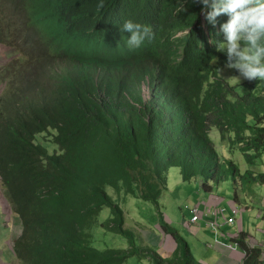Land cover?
Returning <instances> with one entry per match:
<instances>
[{"label":"trees","instance_id":"1","mask_svg":"<svg viewBox=\"0 0 264 264\" xmlns=\"http://www.w3.org/2000/svg\"><path fill=\"white\" fill-rule=\"evenodd\" d=\"M98 3L0 0V46L15 56L0 71V179L24 227L16 255L20 264H126L135 256L201 264L160 201L174 169L208 196L226 183L258 196L264 81H248L253 91L242 94L219 75L226 57L210 43L217 29L193 0L183 12L181 0ZM127 20L149 25L153 38L130 50V34L120 31ZM214 129L245 169L221 154ZM108 188L156 206L157 224L177 243L172 255L138 247ZM261 212L264 219V205ZM96 227L130 247L98 248ZM236 242L242 264H264L261 244L245 233Z\"/></svg>","mask_w":264,"mask_h":264},{"label":"rangeland","instance_id":"2","mask_svg":"<svg viewBox=\"0 0 264 264\" xmlns=\"http://www.w3.org/2000/svg\"><path fill=\"white\" fill-rule=\"evenodd\" d=\"M30 40L33 42V38L30 37ZM7 51L10 52L6 48H0V71L5 69L15 59V56L11 55ZM219 75L232 85L240 86L239 90L242 94H249L253 91L247 83L248 80L240 77V83L236 81L235 77H238L239 73H236L235 69L224 67L219 71ZM211 137L218 150L225 158L234 159L238 164H241L243 169L246 168L243 157L240 156L239 152H237V155H235V153H230L227 144L221 141V136L217 129L213 130ZM46 138L48 140L51 139L49 136H46ZM261 168L264 171V168ZM200 190V185L198 183H184L180 175V171L178 169H174L169 175V190L160 201L166 220L178 230L183 239L187 242H193L194 240L193 235L189 232V229L185 224V222H190V212L187 207L202 203L201 197L203 196L208 199L211 197L205 195L204 193H200ZM107 192L118 204L122 206L126 212L128 220L127 229L135 234L138 247H149L164 256L162 253L163 251L166 256L169 257L173 250L172 243H169L168 247H166L167 244L165 238H168L169 236L163 233L162 229L156 222L159 221L156 206L151 202H146L133 196L127 197L125 193L118 194L112 188H108ZM216 194H220L219 197L224 199L225 204L228 206V214L233 213V208L238 209L239 213L234 217L235 224L231 225L233 229L237 231V234L240 235L241 233H245L260 240L264 231V219L261 216V209L264 205L261 203L262 200L264 202V189L259 190L258 196L250 197L245 196L246 194L242 190L241 192L237 191L232 183H226L221 185L220 191ZM236 196L239 198L237 202H235ZM2 206L0 208V215L2 210H4V207ZM7 213H9V211H7ZM109 216L110 208L106 207L99 217V221L104 222ZM9 223L12 226L14 224L15 229L21 230L20 221L15 218L12 213L10 214ZM94 232L95 237L97 238L95 245L98 248L128 249L130 247L129 241L124 237L107 234L100 227H96ZM192 252L196 259L200 261L201 259L195 251ZM166 256L164 257L166 258ZM126 264L153 263L149 258L135 256L129 258Z\"/></svg>","mask_w":264,"mask_h":264},{"label":"clouds","instance_id":"3","mask_svg":"<svg viewBox=\"0 0 264 264\" xmlns=\"http://www.w3.org/2000/svg\"><path fill=\"white\" fill-rule=\"evenodd\" d=\"M193 2L201 5L200 13L203 15L206 23L210 25L212 29H217L215 32H210V37H213L210 39V43L213 45L216 52L226 57L225 67L235 69L239 73V76L235 77L236 81L240 83V77L248 81H264V0H193ZM183 4L184 0H181L180 11L182 12L186 10ZM104 6V0H99L97 5L98 9H103ZM221 17H226V20L221 22ZM120 31L130 34L126 40V46L130 50L140 48L146 40H151L154 35L149 25L133 22L132 20L125 21ZM1 47L8 49L10 51L9 53L13 55L9 48L0 46V48ZM214 57L217 62L218 57ZM0 183L3 186L2 182ZM1 202L4 207L7 224H10V214L12 213L13 216L14 214L10 204L5 198V190ZM215 208H218V206ZM207 210L208 209H202L204 213ZM7 211H9V213H7ZM209 215L212 214L208 213L206 216ZM204 217L201 220H203ZM18 220L20 221L21 230L15 229L14 224L13 226L10 225L12 228V250L20 264L15 252V245L16 241L22 235L24 227L22 221L20 219ZM197 223H194L191 219L189 224L195 225ZM212 223H216L217 226H220L218 222ZM162 253L166 256L163 251ZM166 258L168 257L166 256Z\"/></svg>","mask_w":264,"mask_h":264},{"label":"crops","instance_id":"4","mask_svg":"<svg viewBox=\"0 0 264 264\" xmlns=\"http://www.w3.org/2000/svg\"><path fill=\"white\" fill-rule=\"evenodd\" d=\"M200 193H203L202 190H200ZM216 195L218 196L214 195L209 199L204 196L201 197L202 203L187 207L189 212L197 205L200 206L203 210L215 208L216 206L227 208L228 206L225 204L224 199L219 197L220 194ZM3 196L4 191L0 183V208L2 206L1 201L3 199ZM191 219L192 215L190 212V222ZM190 222H185V224L187 225L189 232L193 235L194 240L193 242L188 243L191 251H195V253L201 259L200 261L196 259L198 262H200L201 264H242L244 262L245 253L241 250L238 243L236 242L237 237H239L243 233H241L240 235L237 234V231L233 229L231 225L226 224L223 218L217 219L214 215H209L204 217L203 220H201L194 226L193 224H189ZM210 222H218L220 226L211 227L209 225ZM11 229V225L7 224L4 210H2V213L0 215V264H19L12 250ZM249 238L251 239L252 245H256L257 243H259L264 247V231L261 235L262 240H258L252 237V235H249ZM165 240L167 244L166 247H168L169 243H172L173 253L177 248L174 239L169 236L168 238H165Z\"/></svg>","mask_w":264,"mask_h":264},{"label":"built area","instance_id":"5","mask_svg":"<svg viewBox=\"0 0 264 264\" xmlns=\"http://www.w3.org/2000/svg\"><path fill=\"white\" fill-rule=\"evenodd\" d=\"M192 213V221L194 223L199 222L204 216L208 215V213L214 215L216 218L220 219L223 218L226 224H234L235 223V216L238 215L239 211L237 208H233V213L228 214V210L226 208H215V209H208L205 213L202 211L200 207H195L191 210ZM211 227H216V223L210 222L209 224ZM255 246V245H252Z\"/></svg>","mask_w":264,"mask_h":264},{"label":"bare ground","instance_id":"6","mask_svg":"<svg viewBox=\"0 0 264 264\" xmlns=\"http://www.w3.org/2000/svg\"><path fill=\"white\" fill-rule=\"evenodd\" d=\"M4 188V187H3Z\"/></svg>","mask_w":264,"mask_h":264}]
</instances>
